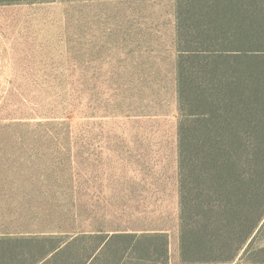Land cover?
I'll return each mask as SVG.
<instances>
[{"label":"trees","instance_id":"trees-1","mask_svg":"<svg viewBox=\"0 0 264 264\" xmlns=\"http://www.w3.org/2000/svg\"><path fill=\"white\" fill-rule=\"evenodd\" d=\"M174 16L178 260L171 261L167 231L143 223L139 213L148 211L138 203L132 219L140 224H130V190L137 184L133 177L130 184V150L104 155L108 143L130 141V76L100 80L86 115L84 83L71 74L47 84L63 89L62 116L34 124L27 122L32 116L4 118L17 120L11 126L42 127L45 135L56 129L54 137L64 143L82 145L89 137L98 149L88 153L91 169L84 179L80 150L57 155L54 164L37 158L49 164L50 176L72 168L71 183L110 182L112 194L86 186L69 196L76 210L65 211L90 222L92 230H71L67 238L55 230H0V264H264V0H176ZM70 64L74 71L79 65L74 59ZM147 82L152 99L155 81ZM103 141L107 147L99 145ZM125 203L126 224L120 221ZM60 215L64 226L66 215Z\"/></svg>","mask_w":264,"mask_h":264},{"label":"rangeland","instance_id":"rangeland-1","mask_svg":"<svg viewBox=\"0 0 264 264\" xmlns=\"http://www.w3.org/2000/svg\"><path fill=\"white\" fill-rule=\"evenodd\" d=\"M175 3L176 0H0V230H55L67 238L77 230L93 229L90 222H82L65 211L76 210V201L69 196H74L77 187L85 190L86 186L95 193L103 189L102 194L107 196L112 194V183H71L68 178L73 177L72 168L70 174L63 167L66 171L56 169L52 176L48 169L57 155L80 150L84 165L79 171L84 179L91 169L85 163L88 153L93 154L96 147L93 141L84 137L82 145L64 143L62 138L54 137L56 129L45 135L42 127L7 125L17 120L4 117L32 116L26 121L34 124L50 122V116H62L58 108L64 97L58 94L63 89L47 84L56 76L64 80L71 74L84 83L81 94L87 101L84 112L89 115L87 106L95 100L100 80L130 76V141H113L108 143L110 150H102H109L104 155L113 156L130 150V184L132 177L137 183L132 186L134 192L130 190V224H140L132 219L138 217L133 215V206L138 203L148 211L139 213L145 216L143 223L167 231L171 261L178 260ZM73 59L79 63L73 65L75 71L70 69ZM151 77L155 81L152 99L147 82ZM40 113L49 117L42 118ZM99 145L107 147L104 141ZM39 155L46 157L49 164H42ZM95 205L99 209L104 202ZM128 209L125 203L120 220L123 223L129 220ZM62 212L67 218L64 226L60 224ZM71 230L74 231L69 235Z\"/></svg>","mask_w":264,"mask_h":264}]
</instances>
